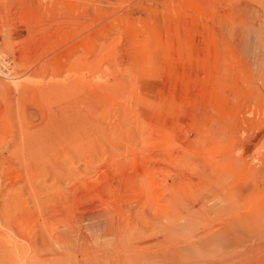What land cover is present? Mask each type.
I'll return each mask as SVG.
<instances>
[{"label":"rangeland","instance_id":"374dc122","mask_svg":"<svg viewBox=\"0 0 264 264\" xmlns=\"http://www.w3.org/2000/svg\"><path fill=\"white\" fill-rule=\"evenodd\" d=\"M256 34L264 0H0V264H264ZM85 75L98 89L72 104L84 119L70 147L73 131L54 128L51 107ZM218 175L224 185L212 184ZM92 203L121 222L114 254L96 244L104 238L81 256L66 230ZM162 248L163 261L152 257Z\"/></svg>","mask_w":264,"mask_h":264},{"label":"bare ground","instance_id":"6f19581e","mask_svg":"<svg viewBox=\"0 0 264 264\" xmlns=\"http://www.w3.org/2000/svg\"><path fill=\"white\" fill-rule=\"evenodd\" d=\"M68 4V3H67ZM68 6H69V4H68ZM73 6V5H72ZM70 7V6H69ZM240 33V32H239ZM238 34V33H237ZM250 34V33H249ZM256 35H259V36H261V34H256ZM253 36H254V33H253ZM261 37H263V36H261ZM264 38V37H263ZM256 39V38H255ZM252 40V39H251ZM261 40V39H260ZM261 42V41H260ZM263 42V41H262ZM250 44V43H249ZM253 43H251V45H252ZM263 44V43H262ZM255 45V44H254ZM250 47V46H249ZM262 48V47H261ZM252 49H254L255 51L257 50L256 49V45H255V48H252ZM258 49H260V48H258ZM248 50H249V48H248ZM255 51H253V53H255ZM247 52V51H246ZM263 54V53H262ZM262 54H261V56H262ZM259 55V54H258ZM256 56V55H255ZM260 56V57H261ZM98 57V56H97ZM257 57H259V56H257ZM78 59H79V57H78ZM258 59V58H257ZM74 60H76V59H74ZM259 60H261L262 61V59H259ZM257 61V65L256 66H258V67H260V61ZM78 60H76L75 62H77ZM0 62H2V61H0ZM3 63V62H2ZM262 64V63H261ZM2 64H0V66H1ZM8 65V64H7ZM90 65H91V63H90ZM263 65V64H262ZM1 68H5V65H4V67H2L1 66ZM0 68V69H1ZM7 68V67H6ZM7 70V69H6ZM5 71V70H4ZM1 72V71H0ZM6 72V71H5ZM95 72H97V70L95 69V70H92L91 71V73H95ZM99 72V71H98ZM4 73V72H3ZM10 74V70H8V72H6L5 73V75L7 76V78L8 79H10L9 77H8V75ZM13 74V73H12ZM3 75V74H2ZM88 75V74H87ZM87 75H85L84 77L82 76V78H77V79H67L66 81H65V83H63L59 88L60 89H58V91H59V94H58V92L56 93V94H58V97L60 96L61 97V99L59 100V101H57V102H59V103H57V104H54V107L52 108L51 107V110L54 112V116H56L55 117V119H54V124H55V129H57V127L56 126H60V123L62 124V125H65V126H68V128L70 127L71 129H72V131H73V138H72V140L70 141V142H68V144H69V146L70 147H76V145L77 144H80V138L76 135V131H77V129L81 126L80 125V123H81V121H83L82 120V118H83V116H81V112H80V109H78L77 107L78 106H73L72 104H74V101L76 102V101H78V103H79V101H83V104H84V100H85V102H87L86 100H87V97L89 96V94L90 95H92V94H95L96 93V90L98 89V84H97V82L96 81H93L94 79H89L88 78V76ZM4 76V75H3ZM98 77H99V75L97 76V79H98ZM100 78V77H99ZM95 80H96V78H95ZM14 82V81H13ZM96 82V83H95ZM57 91V90H56ZM54 93H55V91H53ZM53 92H52V95H53ZM80 94H83V95H85V97L83 96V99H82V97L80 98L79 97V95ZM46 95H49L50 96V94H45V96ZM57 95H54V98L56 97ZM46 97H48V96H46ZM59 97V98H60ZM49 98V97H48ZM85 98V99H84ZM62 100V101H61ZM70 100H72L71 102V104L70 105H67V103H68V101H70ZM51 100H49V102H50ZM55 102H56V100H55ZM77 104V103H76ZM78 105V104H77ZM46 106H48V107H50V105L49 104H47ZM52 106V105H51ZM56 106V107H55ZM42 107H44V105L42 106ZM87 110V109H86ZM48 111V110H47ZM52 113V112H51ZM43 114H45V113H43ZM48 116V115H47ZM43 117H44V115H43ZM52 117V116H51ZM47 118V117H46ZM78 118H79V122L77 121L78 120ZM84 119V118H83ZM78 122V123H77ZM79 124V125H78ZM47 125V124H46ZM46 125H45V127H46ZM76 125H78L77 126V128L75 127ZM48 129L49 128H47V131H48ZM42 130V129H41ZM40 130V132H42ZM52 130V129H51ZM56 130H54V132H55ZM40 132H39V134H40ZM51 132V131H50ZM51 134V133H50ZM49 134V135H50ZM55 134V133H54ZM43 135H48V134H43ZM64 136V135H63ZM43 139H45V138H43ZM42 139V140H43ZM49 139V138H48ZM46 140V139H45ZM39 142V141H38ZM41 142V141H40ZM39 142V145L42 143H40ZM44 142V141H43ZM72 142V143H71ZM71 143V144H70ZM31 146L32 145H34V146H32V148H34V151H32V153H30V154H28L29 155V158H31L33 161H39L38 159L39 158H42L43 156H39L37 153H39L41 150L39 149L40 147L39 146H37L38 144L36 143H34V144H30ZM42 145V144H41ZM43 145H45V144H43ZM26 146H28V145H26ZM66 146V145H65ZM36 147H38V148H36ZM68 147V146H67ZM27 148V147H26ZM38 149L40 150V151H38ZM31 150H33V149H31ZM37 150V151H36ZM37 153H36V152ZM77 152H78V150H77ZM40 153H42V152H40ZM27 155V156H28ZM239 155V154H238ZM237 158H239V157H237ZM256 158V157H255ZM241 159V158H240ZM44 160V159H43ZM42 160V161H43ZM45 160H47V158L45 159ZM212 160V159H211ZM210 160V161H211ZM31 161V160H30ZM252 161V160H251ZM238 162H239V160H238ZM254 162V161H253ZM244 163V162H243ZM244 164H246V163H244ZM245 167H247L248 169H250L248 166H247V164L246 165H244ZM256 171V170H255ZM251 172H252V170H251ZM216 175H217V173H216ZM244 175V174H243ZM246 175V174H245ZM223 177L224 176H222V175H218V178H211V179H213V181H212V184H215V185H224V182H225V180L224 179H226V178H224L223 179ZM246 178V177H245ZM238 178H236V180H237ZM227 180V179H226ZM209 181H211V180H209ZM234 181V180H233ZM233 181H231V184H232V182ZM238 182H239V180H237ZM237 181H236V183H237ZM227 182V181H226ZM233 183H235V182H233ZM241 185H242V183H241ZM232 186V185H231ZM234 186L235 187H233L234 189L237 187L235 184H234ZM215 187V186H214ZM240 187V186H239ZM241 188V187H240ZM239 188V189H240ZM209 189V188H208ZM207 190V189H206ZM229 190V189H228ZM219 191V190H218ZM224 191V190H223ZM232 190H229V192H231ZM219 192H221V191H219ZM228 191L226 192V195H227V198L225 199V200H229V199H231V197H230V193H229ZM234 193V192H233ZM218 196V195H217ZM96 198H98V199H96L97 201L98 200H101L100 198L101 197H96ZM212 199V198H211ZM214 199V198H213ZM221 199V198H220ZM219 199V200H220ZM210 201V200H209ZM221 201H223V199L221 200ZM230 201V200H229ZM223 203H224V201H223ZM228 203V202H227ZM93 205H95L94 206V208H92L91 206H93ZM203 206V208L200 206V207H198V208H196V210L197 211H201V210H203V209H205V207L206 208H209V206L205 203L204 205H202ZM226 206V205H225ZM229 206V205H228ZM231 206V205H230ZM83 207V206H82ZM85 207V206H84ZM97 204H95V203H92V204H90V210H84V212L83 213H81V214H79L78 215V217L76 218V220H74V223L71 221H65L66 223H65V225H67L68 226V228L66 229V230H68V231H71V229H72V231H73V228H75L74 230H75V232L76 233H78L77 235H78V237H79V240L81 241V245H80V247H82V250H81V256H84L85 254H84V252H85V247H87L86 245H85V243H87V244H89V241L90 240H100V239H104V238H108L107 239V246L106 245H104L103 243H100V242H98V243H96V244H98L99 246V248L101 247V250H103L104 248H107L108 249V251H110V252H112V254H114V249L115 248H117V246L118 245H120V244H122V242H123V238H124V235H123V230L124 229H122V231L121 230H119V228H118V226H119V223H121V222H119L118 220H116V219H114V217L112 216H110V217H106V218H103L102 216V214L101 213H99V212H97V211H95V209H97ZM86 208V207H85ZM88 208V207H87ZM109 215L111 214V213H108ZM107 214V215H108ZM244 215V214H243ZM240 217V216H239ZM255 217V216H254ZM257 218V217H256ZM255 218V219H256ZM261 218V217H260ZM264 218V217H263ZM190 220V219H189ZM229 220H231V219H229ZM124 220L122 219V222H123ZM234 221V220H233ZM190 222V221H189ZM230 222V221H229ZM242 222V221H241ZM64 223V222H63ZM72 224H74V225H72ZM186 224V223H185ZM240 224V223H239ZM254 224V223H253ZM252 224V225H253ZM259 224V223H258ZM124 225L126 226V228H127V222H126V224L124 223ZM191 225V224H190ZM182 226H184L183 224H182ZM196 226V225H195ZM180 227V226H179ZM229 227V226H228ZM252 227V226H251ZM257 227V226H256ZM176 228V227H175ZM121 229V228H120ZM191 229V228H190ZM193 229V228H192ZM254 229H255V227H254ZM232 230V229H231ZM222 231H224L225 233L223 234V239H222V244L223 243H225L226 245H228V244H230L231 243V240L232 239H235V238H233V236L231 235L232 233H230L229 231L230 230H228V228L227 227H225ZM255 231V230H254ZM258 232V231H257ZM253 234H255V232L253 233ZM156 235V234H155ZM221 235V234H220ZM232 237H231V236ZM257 236L259 235V233L258 234H256ZM107 236V237H106ZM143 236V235H142ZM222 236V235H221ZM144 237V236H143ZM143 237H141V240H142V243H149V242H151L150 240L148 241H146V239L143 241ZM156 237V236H155ZM166 237V236H165ZM235 237H236V235H235ZM140 238V237H139ZM162 238V237H161ZM198 238V237H197ZM215 238V237H214ZM222 238V237H221ZM127 239V238H126ZM159 239V238H158ZM197 240H199V239H197ZM79 241V242H80ZM127 241V244H128V247H129V250H130V255L128 256V258L129 259H134L135 258V246L137 247L138 246V244L139 243H135V240H134V237H132L131 236V233L128 235V239L126 240ZM138 241V240H137ZM201 241V240H200ZM216 240L215 239H212V238H210V240L209 241H207V243H212L213 244V242H215ZM158 242H163V243H165L166 242V240H165V238L164 239H160V241H158ZM220 242V241H219ZM162 243V244H163ZM167 243V242H166ZM199 243V242H198ZM141 244V243H140ZM173 244H174V241H173ZM201 245V244H200ZM200 245H198V244H195V243H193V244H191V246H189V247H191V248H195V247H199ZM219 245V244H218ZM103 246V247H102ZM106 246V247H105ZM139 247V246H138ZM143 249V248H142ZM173 249H175V248H173ZM177 249H179V248H176V250ZM164 250H165V246H164ZM163 250V248H162V250H161V252H159L160 254H162V256H159V254L158 253H154V254H152V257H156V260L158 259L157 257H161L162 258V261L165 259V256H166V254L167 253H169V252H165ZM181 250V249H180ZM185 250V249H184ZM183 250V251H184ZM182 251V250H181ZM143 252V251H142ZM138 253V252H137ZM176 253H178V252H176ZM175 253V254H176ZM179 254V253H178ZM173 255H174V252H173ZM137 256V255H136ZM140 256V255H139ZM115 257H116V255H115ZM139 258V257H138ZM141 258V257H140ZM154 260V259H153ZM114 262H111L112 264H117L116 263V258H114V260H113ZM84 262V261H83ZM134 262V261H133ZM162 264H164L163 262H162Z\"/></svg>","mask_w":264,"mask_h":264}]
</instances>
